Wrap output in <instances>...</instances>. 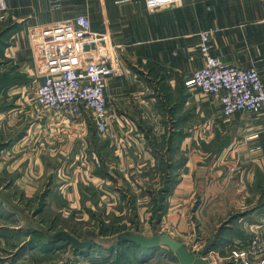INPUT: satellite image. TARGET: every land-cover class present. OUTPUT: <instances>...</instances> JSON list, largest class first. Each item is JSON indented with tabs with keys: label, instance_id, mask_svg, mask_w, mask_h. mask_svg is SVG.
Here are the masks:
<instances>
[{
	"label": "crops",
	"instance_id": "obj_1",
	"mask_svg": "<svg viewBox=\"0 0 264 264\" xmlns=\"http://www.w3.org/2000/svg\"><path fill=\"white\" fill-rule=\"evenodd\" d=\"M7 3L0 21L17 30L0 43L5 59L0 72L8 77L14 66L30 81L0 90L7 96L0 110V179H5L0 184V264H31L38 258L36 246H20L37 234L39 224L33 215L25 219L22 210L28 207L6 194L31 198L48 178L52 184L45 187L68 195L72 207L80 206V194H98V187L111 194L110 184L119 178L143 189L159 179L152 187L164 195L161 222L179 226L190 220L204 236L222 227L213 248L222 254L216 262L209 255L205 260L264 264V256L241 260L229 255L231 247L242 248L254 235L264 238V107L224 117L217 97L200 93L192 82L193 71L204 64L199 31L215 28L210 53L227 64L255 67L264 87V0H181L154 12L144 0ZM78 14L88 15L92 28L108 36L101 49L113 67L104 91L112 138L102 136L86 112L70 122L50 109L38 114L33 108L40 79L24 30ZM200 126L209 132L206 142L215 135L211 142L222 140V151L199 156ZM168 178L172 181L166 185ZM44 203L55 206L49 199ZM41 207L39 199L31 205ZM84 207L97 208L98 201L85 199ZM144 249L146 256L156 255V248Z\"/></svg>",
	"mask_w": 264,
	"mask_h": 264
},
{
	"label": "built area",
	"instance_id": "obj_2",
	"mask_svg": "<svg viewBox=\"0 0 264 264\" xmlns=\"http://www.w3.org/2000/svg\"><path fill=\"white\" fill-rule=\"evenodd\" d=\"M181 0H144L145 8L154 12ZM8 10L7 0H0V12ZM216 31L208 28L199 32L198 50L204 64L192 73L196 89L217 97L224 117L238 112H259L264 107V87L260 74L253 66L227 64L210 53L209 40ZM31 54L40 82L35 87L33 108L40 114L50 109L70 122L84 112L89 114L102 136L114 137L107 126L105 87L113 72L110 56L102 53L108 41L106 33L92 28L86 14L71 19L31 26L27 29ZM17 65V57L10 54ZM264 256V238L252 236L233 257L241 260Z\"/></svg>",
	"mask_w": 264,
	"mask_h": 264
},
{
	"label": "rangeland",
	"instance_id": "obj_3",
	"mask_svg": "<svg viewBox=\"0 0 264 264\" xmlns=\"http://www.w3.org/2000/svg\"><path fill=\"white\" fill-rule=\"evenodd\" d=\"M14 26V24H10L7 21H0V43L8 40L10 32L17 30ZM203 30L206 29H202L201 31ZM23 35L27 36V29L24 30ZM102 53H104L103 50ZM4 61L5 59L0 51V66L4 64ZM3 75L4 73L0 72V90H7L15 87L22 88L24 84L27 85L30 81L24 72L20 73L14 66H11V71L7 74L9 75L8 77H3ZM39 79L40 78H38V81ZM15 82L18 87L13 85ZM27 90L32 89L29 87ZM6 97L4 92H2L0 95V110L1 107L3 108ZM211 138L216 139L217 136L215 135ZM199 139V156H212L213 153H219L224 149L222 140L215 141L214 139V141L211 142V139L209 142H206L207 139H210L209 132L201 126L199 129ZM154 147L159 149L158 146ZM161 148L163 147L161 146ZM170 154L171 151H168V155ZM61 172L64 173L65 171ZM48 180L40 182L39 188L40 191H43L38 195H33L31 198L29 195L6 194V197L11 198L12 201L22 203L24 207H28L22 210L24 216L26 214L25 219H31L30 217L33 215L34 218L32 220L35 222L37 221L39 224L37 234L32 236L35 237L34 239H38V241L28 240L20 246V248L30 246L37 247L36 249L39 252V256L38 258H31V264L178 263L177 257L167 247L154 249L153 251L156 252V255L149 257L146 256L145 252L147 253V251L142 247L128 242H116V235L124 230L137 231L145 236L167 232L174 238L184 242V244L194 252L201 253L202 256L209 255L208 258L212 262H216L219 259L218 254L220 250L218 253V249L215 248V250L213 248L218 235L221 234L222 227H219L215 233L212 231L208 236H204L205 234H201L198 227L193 225L190 220L188 222L189 224L185 223L179 226L169 222L167 224L166 220L168 221V219L161 222L164 211L158 210V207L160 206L162 194L159 190H155L154 187H152L159 179H155V181L151 179V186H146V188L143 189L137 183L134 187L127 185L126 179L119 178L111 182L110 186L113 190L111 194L105 193L102 187H98V194H80L81 203L80 206L77 205V207L69 205L68 195L59 194L57 192L54 193L53 188L47 189L45 186H51L52 184L51 178H48ZM3 181H5V179L1 178L0 184ZM171 181L172 179L168 178L166 180V185H169ZM47 182L49 183L47 184ZM161 184L163 183L161 182ZM100 189H103V191ZM114 189L117 190V194L114 193ZM87 190L88 189H84L83 191L88 192ZM90 197L92 200L98 201L97 208L84 207L85 199H90ZM0 199H3V197ZM36 199H39L40 205L42 206L38 210L31 209V205ZM47 199L55 203L54 208L46 207L44 202L47 201ZM100 202L102 204H99ZM187 221L188 219L186 222ZM58 231H68L80 239L87 231H93L95 236L87 235L88 239L91 241V246L89 248H73L64 238L56 240L50 238ZM235 250H240V247H235L234 249L231 247L229 253L231 258H236L233 257V251ZM150 252H152V250H150ZM220 254H222V251Z\"/></svg>",
	"mask_w": 264,
	"mask_h": 264
},
{
	"label": "water",
	"instance_id": "obj_4",
	"mask_svg": "<svg viewBox=\"0 0 264 264\" xmlns=\"http://www.w3.org/2000/svg\"><path fill=\"white\" fill-rule=\"evenodd\" d=\"M88 234L95 236L93 231H87L80 239L68 231H58L50 238L53 240L64 238L73 248H89L91 246V241L88 239ZM116 241L118 243H133L146 249L167 247L177 257L179 264H211L204 259L201 253L189 249L184 243L167 232L145 236L137 231L124 230L116 235Z\"/></svg>",
	"mask_w": 264,
	"mask_h": 264
},
{
	"label": "trees",
	"instance_id": "obj_5",
	"mask_svg": "<svg viewBox=\"0 0 264 264\" xmlns=\"http://www.w3.org/2000/svg\"><path fill=\"white\" fill-rule=\"evenodd\" d=\"M162 194V197L160 198V206L158 207V210H160V207H161V199L163 198V193H161ZM35 237H32L31 238V240L33 241V240H35V241H38V239H34ZM115 241H116V239H115ZM117 242V241H116Z\"/></svg>",
	"mask_w": 264,
	"mask_h": 264
}]
</instances>
